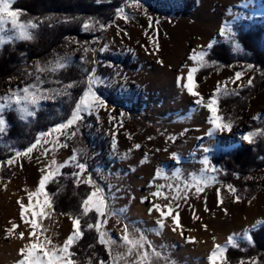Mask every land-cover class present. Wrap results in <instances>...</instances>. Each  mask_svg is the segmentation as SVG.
Segmentation results:
<instances>
[{"label": "rangeland", "instance_id": "rangeland-1", "mask_svg": "<svg viewBox=\"0 0 264 264\" xmlns=\"http://www.w3.org/2000/svg\"><path fill=\"white\" fill-rule=\"evenodd\" d=\"M131 3L132 0H126L120 5V8L125 9V13L129 17L128 20L118 17L117 12L108 23H103L91 15L84 18L81 30L86 33L101 29L99 27L101 23L108 25L102 29L103 34L96 39V43L93 44L94 41L90 37L79 39L75 35H71L51 54L35 60L23 74L8 79L0 87V96H2L8 93L9 88H23L25 84L36 83V62L45 65L56 57H67V64L76 62L83 71L86 69L90 71L95 67L96 76L103 82L98 84L94 90L107 104L106 108H100L98 112L94 111L88 119H85L87 115L85 114L84 120L78 125L79 128H81V123L84 126L82 131L84 137H77L81 140L79 144H73L75 140L73 137L60 136L61 143L55 145L56 150L53 152L51 142L56 139L57 134L52 133L47 137L49 143L45 144L42 139L41 145L30 154V159L21 156L12 166L5 164L11 174L4 177L0 175V183L15 181L18 184L17 200L21 198L24 200L26 195L23 194L26 191H29L30 188L36 190L40 177L44 174L41 169L47 171L45 166L50 163L53 157L68 152L66 157L59 160V162H63L71 157L73 149L83 148L85 149V158L82 162L87 164V169L82 179H86L87 175L91 174L95 184L104 190L110 206L116 210L125 209L122 215L108 217V222L104 226L112 239L116 241L115 251H123L120 237L124 225L127 224L130 230L135 228L142 231L157 250H161V246H163L164 254L170 256L176 264H208L207 256L218 240L225 241L230 234L241 233L244 229L254 225L257 220L264 219V165L243 172L239 178L241 183L235 186V184L217 177L220 173L225 172V169L217 160L211 159L212 155L217 156L220 152L226 151L238 143L249 142L243 139L247 133L255 132L257 129L264 130V124L260 123L255 126V121L264 122V83L247 97L245 106L237 107L232 103L221 108L218 107L219 115L225 120L233 121L232 129L230 132L227 130L216 131L219 140L210 144L207 152H200L207 146L204 134L207 124L203 123L202 128L197 126L200 130L199 134L196 129V114L202 112L203 106L194 103L196 97L188 94L182 86L184 81L178 83L177 77L181 74L187 75L188 68L196 66V63L189 59L193 50L207 51L209 43H213L216 39H224L235 59L230 63L207 60L208 64L216 63L215 67L203 75L201 81H196L194 76L197 85L195 90L207 98L213 93L217 82H220L222 88L227 82L228 91L236 89L237 92L239 87L244 86L255 69L250 59V50L241 45L237 36L235 40L239 42L240 49L236 50L227 36L219 35V30L225 22L233 20L235 14H240L242 17L233 24L236 33L239 29L246 28L251 22L264 23V0H140L142 6L140 8L131 6ZM250 15L258 17L251 21L246 20ZM85 21L93 23L94 27L84 29ZM10 27L8 25L9 29ZM2 35L5 41L18 39L10 30ZM150 37L158 43V50L149 39ZM260 45L264 49V35ZM85 47L95 49V52L89 51L91 57H89V53L84 52ZM173 56L175 61L172 60ZM91 61H95V63H91V68H88V62ZM123 61H136L137 66H125ZM158 61H163V63ZM249 65L252 67L249 68ZM184 68H186V73L183 72ZM238 71L242 72L243 76L239 81L233 83L235 73ZM45 74L46 72L39 73L40 88L63 89L67 85V83H59L52 75L47 78L44 76ZM86 76L83 91L86 88ZM120 76L137 78V81L122 80ZM218 95L219 97L227 96L222 93ZM60 96L62 95L56 97ZM109 98L118 102L119 113L115 114L112 111L114 102ZM44 100H41L39 105ZM35 108L32 109L33 112ZM18 114L21 117L19 112ZM254 116L260 118L253 119ZM30 117L23 120H29ZM110 117H114V119H110ZM68 118L53 123L42 132L47 133L49 129ZM3 119L5 120L4 116ZM74 130L75 126L67 131L70 133ZM194 134L197 136L194 137ZM257 136L264 139V135L257 134L253 136L252 142ZM124 137L129 143H122ZM170 137H175V139H170ZM236 137L237 139H235ZM113 138L116 140L115 149L112 147ZM35 140L36 138L30 144ZM86 140L88 143L85 144ZM64 143L67 144L66 147L61 146ZM0 144L8 148L14 145V142L11 138H5L3 132H0ZM136 144H139L140 148H135ZM29 145L20 150L26 149ZM45 148L49 149L46 156L42 154ZM134 151H137L136 159L133 158ZM195 152L198 153L197 157L194 155ZM172 153H176L178 159L173 158ZM14 154L15 152L0 161H7ZM145 156L148 160L145 163L137 161V159L144 160ZM204 156H207L212 166L217 169L216 172H208L210 177H215V182L206 187L204 192L199 195L194 194L195 189L192 188L188 191L186 200L181 198L174 201L173 206L177 203L180 205L178 209L180 227H177L173 233L171 231L170 235H166L164 230L157 234L156 221L159 215H153V212L149 213L148 210L153 203L166 204L168 201L163 198H155L151 193L156 191L157 186L165 185L163 191L168 193L171 198L177 193L175 188L167 186L179 185L182 195L184 180H190L191 174L201 172L204 167L202 164ZM158 169L161 171L159 176L156 175ZM176 169L182 171V176L179 179L173 175ZM228 184L237 189L236 195L241 197L239 202H235L234 196L228 191ZM217 189H220V197L223 200V203L219 205ZM48 197L50 199L49 195ZM142 197H147V200L141 202ZM205 197H207L209 211H205ZM43 198L44 194L42 193L39 197H34L35 201L33 202ZM0 200H2L1 196ZM234 203L242 209L249 208V210L251 208L253 210L257 204L262 203L261 213H263L258 216L255 213L256 210H253L252 212L244 211L238 217H234V214L224 215L223 213L233 209ZM138 207L143 209L138 210ZM193 213L199 218L194 219ZM28 215L31 218L30 213ZM70 215L75 216L70 213H62L52 207L50 216L45 217L42 221L38 220V223L48 228L49 231L46 235H51L55 243L62 244L72 231ZM149 215L152 219L148 218ZM215 216L219 218V221L215 219ZM13 219L12 222L6 223L4 220L0 222V249L6 248L5 244L6 246L18 245L21 248L28 242V236L21 240L18 234L22 232V229H25L26 233L30 229L23 222L18 221L19 219L15 217ZM13 222L19 227L12 235H9L6 229L10 228ZM54 222H56L55 225ZM95 222L96 218L92 221L89 218L86 226L89 223L95 224ZM165 224L169 226L168 230L176 227L170 218ZM189 237H194V241H189L187 239ZM213 237H215V241ZM172 238L175 241H172ZM16 242H21V244ZM10 256L11 261L19 257L18 252L10 254ZM95 256L83 253L80 256L75 255L74 259L78 261V264H87L90 257L93 264H98L99 260H109V256L98 255V258ZM242 259L244 264H251L255 257H243L237 262L226 260L225 264H240ZM157 264H164V262L160 260Z\"/></svg>", "mask_w": 264, "mask_h": 264}, {"label": "snow or ice", "instance_id": "snow-or-ice-1", "mask_svg": "<svg viewBox=\"0 0 264 264\" xmlns=\"http://www.w3.org/2000/svg\"><path fill=\"white\" fill-rule=\"evenodd\" d=\"M12 3L13 0H0V46L6 42L2 35L4 32L10 30L15 34L16 38L22 40H32L34 39L32 30L38 27V24L32 20L22 21L20 19L22 10H13ZM131 6L137 8L142 7L140 0H132ZM117 16L125 20L129 19L124 8L117 9ZM241 18L242 17L240 14H235L233 16V20L225 22V24L219 30V35L227 36L229 41L234 44V48L236 50L240 49V44L235 40L236 32L233 29V24H235ZM8 25L11 26L10 29L8 28ZM107 26L108 25L102 23L99 24L101 29H104ZM93 27L94 24L90 23L89 21H85L83 23L84 29H90ZM149 39L158 50L159 45L156 40L151 37ZM212 46L213 44L209 43L207 48L210 49ZM200 47L203 48V46ZM89 51L95 52V49H89L87 47L84 48L85 53H88ZM206 55V51L201 50L197 52L196 50H193L192 54L189 56V59L194 61L196 66L188 68L186 82L183 83L182 86L187 90L188 94L196 97L194 101L196 105H202L211 113L208 119V123L211 125V127L208 129L206 134L208 136H212L216 131L223 132L227 130L230 132L233 126V121L231 119L225 120L224 117L218 114V94L222 93L223 95H230L238 94V92H236V89L228 91L227 82H225L223 88L220 86V82H217V86L213 93L207 98H205L199 91L195 90L197 85L196 81L194 80V74L198 72L200 68L208 66ZM67 59V57H56L53 61H49L45 65H41L40 62H36V83L25 84L23 88H9L8 93L0 96V132L4 131L5 120L3 119V112L5 109L17 110L21 114V118L26 119L27 117L34 115L32 109L37 107L41 100L53 99L55 96L69 94L67 90L72 88L75 82L68 83L63 89H42L39 87L41 82L39 73H54L60 69H63L67 67ZM91 62L95 63V61ZM158 62L163 63V61ZM248 67L251 68L252 65H249ZM85 71L87 73L86 88L76 101L75 107L73 108L69 118L62 123L56 124L53 128L49 129L47 133H39L34 143L30 144L22 151L16 150L15 154L9 157L7 161H0V168H2L5 164L12 166L16 163L17 158L21 156L28 157L30 159V154L41 145L42 139L45 144L49 143L47 137L52 133L57 134L56 139L51 142L53 144V148L51 150L54 152L56 150L55 145L61 143L59 139L60 136L67 135L69 138H71L79 132L78 125L84 120L85 114L91 115L94 111L98 112L100 108L107 107L106 101L94 90L98 84L103 82L99 77L96 76L95 67H93L90 71L87 69ZM242 76V72H236L235 78L232 82L235 83L236 81H239ZM177 80L178 83L180 81H184L185 76L181 74L177 77ZM247 84L248 86L253 84L252 77H249ZM258 118L260 117H253V119ZM110 119H114V117H110ZM74 126L75 130L69 133L67 130L72 129ZM257 134L264 135V130L257 129L255 132H249L243 136V139L252 142L253 136ZM149 139H151V137H149ZM170 139L174 140L175 137H170ZM61 146L66 147L67 144L64 143ZM112 147L113 149L116 147L115 138H113ZM135 148H140V145L136 144ZM204 150L208 151L207 148ZM48 152L49 149L45 148L42 154L46 156ZM72 153L73 154L71 157L63 162H59L53 157L50 163L45 166L47 171H45V169H41L44 174L40 177L36 190L34 192L28 193V203L25 204L23 202V198L17 201L20 208L21 221L26 226H28L30 230L27 232L28 242L18 250V255L20 258L15 261V264H78V261L74 259L76 254L72 252L71 249L72 246L83 236L80 220L83 217L88 216L90 213H95L96 222L95 224L89 223L87 227L88 229H95L98 234L99 244L106 248L109 256L108 261L99 260L98 264H157V262L160 260H163L164 264H176L174 260H171L170 256L164 254L163 246H161V250H157V248L152 244L151 241L147 239L142 231L135 228L130 230L127 224L124 225L120 237L123 251L114 250L116 241L112 239L110 234L105 230L104 226L108 222V217L112 215H122L125 212V209L121 208L116 210L110 206L108 197L105 195L104 190L99 187V185L95 184V182L92 180L91 174H88L86 179H82L86 172L87 164L85 162H81L80 157L85 153V149H73ZM172 156L173 158L178 159L176 153H172ZM146 161L147 156H145L141 163H145ZM202 164L204 167L199 174H191L190 180H184L182 195L179 185L167 186L169 188H175L177 193L171 198L169 197L168 193L163 191L165 185L157 186L156 191L151 193V195L155 198L163 197V199L168 201L166 204L153 203L152 207H150L148 210L149 213L153 211L159 213V218L156 221L158 226L157 234H160V231H162L166 226L165 222L169 218L171 219L173 225L176 226L172 228L173 231H176L177 227H180L178 211L180 205L177 203L175 206H173L174 201H177L181 198L186 200L188 191H190L192 188L195 189L194 194L199 195L200 193L204 192L206 187H209L215 182V177H210L208 172H216L217 169L212 166L211 161L207 156H204ZM70 165L78 169V171H75L71 174L73 177H75L76 185L79 186L80 183H84L91 186L92 191H90L86 195V198L82 200L80 205L81 212L76 216L70 215V219L72 221V231L64 239L62 244H57L53 241L51 235H46V233L49 231L48 228L43 227L41 223H38V220L42 221L45 217H49L52 211V204L48 194L45 192L46 184L53 180L58 174H61V169ZM156 175H161V171L159 169L156 171ZM173 175L179 179L182 176V171L180 169H176ZM227 189L234 196L235 202H239L241 200V197L236 195L237 189L233 185L228 184ZM42 193L44 194V198L42 200L37 199L34 203L33 197H39ZM204 199L205 211H209L206 202L207 197ZM145 200H147V197L141 198V202H144ZM217 202L218 205L223 203V200L220 197V189H217ZM249 203H251V201H249ZM29 213L31 218H29ZM193 218L198 219L199 217L193 213ZM257 225H264V219L257 220L254 225L244 229L241 233L230 234L224 245L214 244L210 254L207 256L208 264H225V252L227 247H239L238 239L246 240L250 244L253 243L251 231ZM18 227L19 225L13 222L11 227L6 229L7 234L12 235ZM206 227L207 226L205 225V228ZM18 235L21 240L25 238V232L23 231L19 232ZM187 239L189 241H194V237H189ZM213 240L215 241V237H213ZM87 264H93L91 257L87 260ZM240 264H244L243 259L240 261ZM252 264H257V262L253 261Z\"/></svg>", "mask_w": 264, "mask_h": 264}, {"label": "trees", "instance_id": "trees-1", "mask_svg": "<svg viewBox=\"0 0 264 264\" xmlns=\"http://www.w3.org/2000/svg\"><path fill=\"white\" fill-rule=\"evenodd\" d=\"M124 1L126 0H13L12 8L22 10L20 19L22 21L32 20L38 24V27L32 30L34 39L6 40L0 46V87L8 79L23 74L35 60L51 54L59 44L66 42L71 35H75L79 39L90 37L94 41L93 44L96 43V39L102 36L103 30L97 29L92 33L82 31L81 25L84 18L91 15L103 23H108L113 19L117 9ZM256 17L258 16L250 15L246 20L251 21ZM263 35L264 23L257 21L251 22L246 28L237 31L238 41L244 48L250 50V59L255 67L251 75L253 84L248 86L246 83L244 86L239 87L237 89L238 94L219 97L220 108L232 103L237 107L245 106L247 97L263 85L264 49L260 45ZM212 44V48L206 51V61L214 60L230 63L235 59L224 39H216ZM89 57H91L90 53ZM91 63L88 62V68H91ZM123 64L131 67L137 66L136 61H123ZM215 64L211 63L207 67L200 68L195 73V80L201 81L203 75L209 73L215 67ZM259 67H261V70H259ZM50 75L57 79L59 83L75 82L74 86L69 88L68 95L45 99L34 109V115L29 120H23L17 110L5 109L3 116L6 120V128L3 135L5 138H11L14 145L7 148L0 144V159H4L18 149L25 148L37 137L39 132L70 116L85 87L86 71H83L82 67L76 62H70L67 67L54 73L46 72L44 76L48 78ZM109 100L114 102L112 111L115 114L119 113L120 105L118 102L111 98ZM240 101L242 102L239 104ZM88 117L90 115H86L85 119H88ZM255 123V126L260 123L264 124L263 121H255ZM80 127L79 132L73 137L75 139L73 144L75 145L81 141L77 139L78 136L84 137L82 132L84 129L83 123ZM86 143H88L87 140ZM84 158L85 153L80 157L81 162ZM211 159L217 160L221 167L225 169V172L220 173L217 177L237 186L241 183L239 178H241L243 172L264 165V139L257 136L253 142L238 143L232 148L220 152L217 156L212 155ZM75 170L76 168L71 165L61 169V174H58L46 184L45 191L50 196L52 207L55 210L76 216L81 212L82 199L90 192L91 186L84 183L77 186L75 178L71 175ZM10 174V169L5 165L0 168L1 176H9ZM89 218L91 221L95 220V213H90L80 220L83 236L72 246L71 250L77 256L89 253L96 255V258L99 256L107 257L108 252L103 245L99 244L95 229H88L86 226ZM251 234L253 243L238 240L239 247H227L225 252L227 261L237 262L240 258L254 256V261L257 264H264V225H257L251 231Z\"/></svg>", "mask_w": 264, "mask_h": 264}, {"label": "bare ground", "instance_id": "bare-ground-1", "mask_svg": "<svg viewBox=\"0 0 264 264\" xmlns=\"http://www.w3.org/2000/svg\"><path fill=\"white\" fill-rule=\"evenodd\" d=\"M182 56V55H181ZM183 57V56H182ZM186 68H184V71L185 72ZM186 73V72H185ZM185 76V80H184V83L186 82V74H184ZM197 113V112H196ZM202 115H204V117H202ZM211 113L207 110V108L205 107H202V112H198L196 114V129H197V134H199L200 130H198V127L202 128V124H207V129L205 131V136H206V141H207V146L204 147L205 148H209L210 144H212L213 142L215 141H218V137H217V133L214 132L212 136H208L206 133L208 131V129L211 127V125L208 123V119L210 117ZM198 126V127H197ZM194 137H196L197 135H193ZM237 139V137L235 138ZM162 140V139H161ZM161 143V142H160ZM196 143V141H195ZM164 144V143H163ZM196 145V144H194ZM193 145V146H194ZM164 147V145H163ZM195 147V146H194ZM193 147V148H194ZM196 150H199L198 148H196ZM200 152H207L205 150L203 151H200ZM197 152L194 153V155L197 157ZM206 154V153H205ZM68 155L67 152H64L62 153L60 156H56V160H59L61 158H64ZM137 156V155H136ZM135 156V157H136ZM134 157V158H135ZM136 159V158H135ZM65 160V159H64ZM142 159H137V161L140 163ZM62 161V160H61ZM148 161V160H147ZM138 164V163H137ZM17 183L15 181H11V182H4V183H0V196L2 197V200H0V222L1 220H4V222H12L14 219V217L16 219H19L18 221L22 222L21 221V218H20V208H19V204L17 203V196H16V191H17ZM29 192H34V190H32V188H30L29 191H26L23 195H26L24 196L25 199L23 200V202L25 204L28 203V193ZM36 198V196H34ZM33 197V198H34ZM163 198V197H161ZM33 201H35L33 199ZM18 204V205H16ZM264 204V203H263ZM233 209H230L229 211H226V213H223L224 215H231V214H234V217H238L239 215H241L242 212L244 211H253V210H256L255 213L256 215H260L262 214L261 213V208H262V203H260L259 205L257 204L253 210L251 208V210L248 209H242L241 207H239L236 203L233 204ZM143 208L142 207H138V210H142ZM229 209V208H228ZM217 214V213H216ZM153 215H159V213L157 212H154L153 211ZM218 215V214H217ZM18 217V218H17ZM154 217V216H153ZM219 217V216H218ZM148 218H151V216L149 215ZM145 219V218H143ZM152 219V218H151ZM215 219L217 221H219V218H217V216H215ZM56 222H54V225H55ZM167 225V224H166ZM233 227V226H232ZM169 229V226H165L163 228V230L165 231V234L166 235H170V232L172 231L173 233V230H168ZM182 229V228H181ZM231 230V229H230ZM21 231L25 232V236H27V233L25 231V229H22ZM169 237V236H168ZM171 238V237H170ZM168 238V239H170ZM174 238V237H173ZM172 238V241H175V239ZM171 240V239H170ZM227 240L223 241V240H218L215 244H221V245H224L226 243ZM18 244H21V242H16ZM184 244H186V242H183ZM5 247L6 248H1L0 249V264H12V262L14 263L15 260L19 259V257L17 258H14L13 261H11L9 258L11 257L10 254H14L16 252H18V250L20 249L18 245H14V244H10V245H7L5 244ZM2 253V254H1Z\"/></svg>", "mask_w": 264, "mask_h": 264}, {"label": "crops", "instance_id": "crops-1", "mask_svg": "<svg viewBox=\"0 0 264 264\" xmlns=\"http://www.w3.org/2000/svg\"><path fill=\"white\" fill-rule=\"evenodd\" d=\"M172 60L175 61L174 56H173ZM120 77H121V78H120ZM120 77H119V78L122 79V80H127V81H137V78H130V77H128V76H120ZM122 143H123V144H125V143L127 144V143H129V142H128L127 139L124 137ZM136 152H137V151H134V157H135V155H136V154H135ZM67 153H68V152H67ZM68 154H69V153H68ZM52 156H53V155H52ZM58 156H60V155H58ZM50 157H51V156H50ZM50 157H49V158H50ZM134 157H133V158H134ZM49 158H48V159H49ZM54 158H55V159H58V158H56V157H54ZM59 160H60V159H59ZM59 160H57V161H59ZM133 164H134V163H133Z\"/></svg>", "mask_w": 264, "mask_h": 264}]
</instances>
